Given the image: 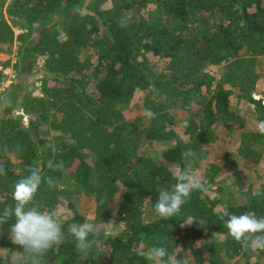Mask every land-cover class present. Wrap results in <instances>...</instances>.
I'll list each match as a JSON object with an SVG mask.
<instances>
[{"label":"trees","instance_id":"trees-1","mask_svg":"<svg viewBox=\"0 0 264 264\" xmlns=\"http://www.w3.org/2000/svg\"><path fill=\"white\" fill-rule=\"evenodd\" d=\"M125 14L131 20L121 27ZM0 53L9 56L0 58V81L1 67L16 74L0 93V211L38 165L61 186L42 184L35 203L43 210L66 201L65 232L71 223L103 230L114 221L107 240L82 251L66 236L42 264H148L138 253L158 241L189 264H264V250L237 242L225 226L227 214L264 216V190H241L242 201L221 208L222 185L242 177L236 153L226 149L221 164L207 160L219 130L230 136L244 125L239 100L254 103L264 121L263 99L253 96L261 72L248 65L264 56V0H0ZM222 63L217 79L208 68ZM35 75L42 97L28 89ZM246 137L253 155L264 135ZM50 159L64 168L49 169ZM202 161L207 191L194 190L173 217L155 214L159 190ZM14 222L0 227V264H24L10 239ZM215 233L226 236L225 247Z\"/></svg>","mask_w":264,"mask_h":264},{"label":"clouds","instance_id":"clouds-1","mask_svg":"<svg viewBox=\"0 0 264 264\" xmlns=\"http://www.w3.org/2000/svg\"><path fill=\"white\" fill-rule=\"evenodd\" d=\"M131 20L129 14H125L119 21L121 27H127ZM147 116L154 119L156 114L151 110L147 111ZM257 130L264 135V121L257 124ZM53 153L56 147L48 145ZM191 155L188 150L182 153L187 158ZM47 167L53 171L64 168L63 161L55 163L53 160L47 162ZM6 170L3 163H0V175H5ZM175 183L170 188L159 190L156 203L154 205L155 214L170 218L177 214L182 205L190 197L194 190L207 191L205 183L198 172L188 164L184 169L176 172ZM42 184H46L49 189L59 188L60 182L51 176L44 177L38 165L28 168V175L19 179L12 194L13 205L6 206L0 211V227L7 221L15 218V222L10 225V239L24 253V264H42L45 254L55 246L64 243L66 236H71L79 250L86 251L93 245L98 244L101 235L107 240L111 235L109 228H101V225L85 220L83 223H71L64 229V209L59 205L52 208L41 209L35 203L36 195ZM225 222L229 234L237 241L249 244L253 249L264 250V216H257L254 211H247L242 214H227ZM223 219V217H221ZM114 221L108 222L111 224ZM138 255L148 262V264H189L188 259L178 260L168 251V248L158 241L156 245L146 247L139 251Z\"/></svg>","mask_w":264,"mask_h":264},{"label":"rangeland","instance_id":"rangeland-1","mask_svg":"<svg viewBox=\"0 0 264 264\" xmlns=\"http://www.w3.org/2000/svg\"><path fill=\"white\" fill-rule=\"evenodd\" d=\"M17 32L19 33L18 29ZM12 57L14 58V60H16V57L14 55H12ZM0 58L2 60H6L7 58H9V56L4 53H0ZM248 58V65L250 67L256 68L261 72V79L256 88L253 90V96L255 99L262 98V102L264 104V56H253ZM38 63L41 67L44 66L43 59H39ZM211 66L215 67L216 74L218 75L217 79H219L221 72L223 71V69H225V63ZM38 80L39 79L36 77V75L30 77V84L28 86V89H31L33 91V94L37 92L38 87L36 85V82ZM232 99L234 100V102L238 101V95L232 94ZM239 104L242 106L241 109L244 117V125L241 127L236 125V130L232 132L230 136H228L229 134L226 130H219V138L212 145L214 150L211 151V153L207 156V160L221 164L225 160L224 151L226 149L227 151L236 153L237 172L242 174L241 180H236L233 179L234 177H232L231 179H233L234 182L232 181V183L228 182L222 185L220 189L221 195L223 197V202L220 204L221 208L242 201L244 195L241 190H243L244 193H249L250 190H254L256 193H260L262 192V189L264 190V140L261 143L255 144V153L253 155L248 154L245 149V144H247L248 141H245V139L247 138L246 135L252 131H257V124L262 121L260 117L261 113L256 110L255 104L248 102V100L246 101L244 99H241L239 100ZM138 113L139 112L136 109L129 112L131 117L137 115ZM169 145V143L155 144L157 148H165ZM205 162L206 161H202L201 167L195 168V170H198L201 177L204 175L202 167H206L207 165H205ZM192 165H196L194 158L192 159ZM211 186L212 190H214L217 187V184H213ZM211 194H213V191H211ZM66 204L67 202L64 201L61 204V207H66ZM114 207H116V204H114ZM64 211H66V209H64ZM113 226V224L108 225L111 230H113ZM214 235L221 242V248L225 247L224 241L226 236L222 233H215ZM241 264H244V262H241Z\"/></svg>","mask_w":264,"mask_h":264},{"label":"built area","instance_id":"built-area-1","mask_svg":"<svg viewBox=\"0 0 264 264\" xmlns=\"http://www.w3.org/2000/svg\"><path fill=\"white\" fill-rule=\"evenodd\" d=\"M1 69L3 70V73L5 74V78H4V80L0 81V93L4 92L10 86V84L12 83V81L16 75L15 71L13 70L12 67H5V68L1 67ZM208 71L213 76H215L216 78L218 77V75L216 74L214 66H210L208 68ZM36 85H37L38 89H37V92L35 93V95L41 96V97L44 96V93L42 91V82L40 80H38L36 82Z\"/></svg>","mask_w":264,"mask_h":264}]
</instances>
